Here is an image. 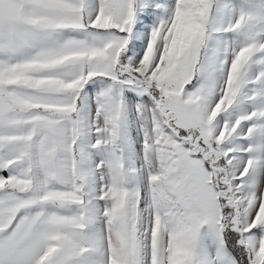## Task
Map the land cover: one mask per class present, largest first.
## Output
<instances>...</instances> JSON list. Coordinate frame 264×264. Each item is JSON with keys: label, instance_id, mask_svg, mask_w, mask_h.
Listing matches in <instances>:
<instances>
[{"label": "snow or ice", "instance_id": "obj_1", "mask_svg": "<svg viewBox=\"0 0 264 264\" xmlns=\"http://www.w3.org/2000/svg\"><path fill=\"white\" fill-rule=\"evenodd\" d=\"M0 264H264V0H0Z\"/></svg>", "mask_w": 264, "mask_h": 264}]
</instances>
